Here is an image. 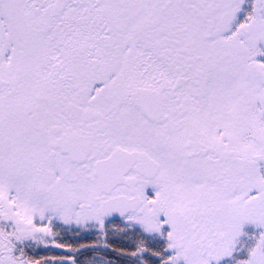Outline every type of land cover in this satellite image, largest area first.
<instances>
[{
  "label": "snow or ice",
  "instance_id": "snow-or-ice-1",
  "mask_svg": "<svg viewBox=\"0 0 264 264\" xmlns=\"http://www.w3.org/2000/svg\"><path fill=\"white\" fill-rule=\"evenodd\" d=\"M0 264H264V0H0Z\"/></svg>",
  "mask_w": 264,
  "mask_h": 264
}]
</instances>
